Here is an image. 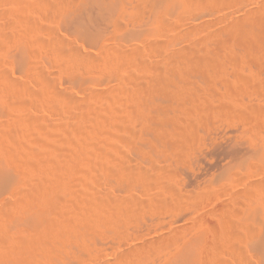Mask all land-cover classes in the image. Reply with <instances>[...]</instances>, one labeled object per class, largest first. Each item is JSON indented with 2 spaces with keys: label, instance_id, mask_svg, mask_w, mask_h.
<instances>
[{
  "label": "rangeland",
  "instance_id": "rangeland-1",
  "mask_svg": "<svg viewBox=\"0 0 264 264\" xmlns=\"http://www.w3.org/2000/svg\"><path fill=\"white\" fill-rule=\"evenodd\" d=\"M24 1L0 0V81L2 82V84L0 82V85L2 86L1 92L4 94L2 96L4 102L0 108V222L7 228L9 227L8 230L10 232L12 230V233L21 229L20 231L25 235L29 234L26 236L24 235L25 240H23V244L20 245L17 243L19 246L15 244L17 247L15 245V247H6V244L1 240L3 245L0 243V264H170L174 254L178 250L185 248L191 241L196 242L195 240H197L198 245L196 243L194 245H196L200 253L198 264H264V255L256 251L254 243V237L257 235L255 229L258 228L257 218L259 215L264 214V14L262 15V13H264V0H251V4L249 1H243L241 3L243 5L239 3V5L236 6L224 4L222 1L217 0L219 4L221 3L220 6L218 4V6L215 7L217 10H206V8H204L202 10L205 19L197 18L193 20L195 26L199 25V36L201 33H204V31L207 32V28H204L203 24L200 25L202 22L199 21H202V19H208L207 21L214 25V32L218 26V29L223 28L226 23V27L231 25L238 26L237 28L234 27L235 30L232 36H226L227 39H229L228 42L231 41L230 44L232 47L227 54L226 52H224V54L223 52L221 53L220 58L222 57L221 63L223 68L220 65L218 68H215L216 73L213 72L212 69L210 70L211 72H208L211 75H215L210 76L209 74L210 78L212 77L211 80L214 78V81H212L214 85L206 84V89L208 85L209 89L211 87L210 91L208 89L207 92H209L208 94L211 96L213 102L207 106H211L209 109L212 108V111L210 112V110H208L209 113L207 110H203L201 115L205 117L207 114V117L204 119L201 118L202 116L200 114H194L193 119L196 120V118H198L197 121H200L198 122V126L196 124H194L196 126L190 124L191 127L188 131L189 126L187 122H184L183 125L186 124V126L184 125L186 128L183 127L184 129L181 134L175 130L177 134L172 130L174 127L170 126V130L173 132V138L178 135V137H182L181 139H185V136L189 135L187 140L185 139L186 144H184V142V146L181 145L184 139L181 140L177 138L181 140V143L179 142L181 147L175 146L176 138H171L173 139L172 142L167 140L165 145L164 143H159L156 149L152 150V152L150 151L149 158L141 156L140 150L144 149L145 145L139 142L137 136L132 132L134 129L135 133V128L137 129V127L140 126L139 121H137L139 120L138 116H129L130 114L135 115L136 109L134 110L133 107L132 109L134 112L131 111L133 113H130L129 110H131L132 104L129 103L127 99V102H123V99L127 98L125 95H129L128 98L132 95L130 94L131 88L129 86L133 89V86H138V83H140L142 79L140 74H138L139 76L135 74V72L137 73L139 71L132 69V66H130L131 59L133 60L135 54L134 52L139 50L138 52L141 55L143 54L146 56L147 54L143 59L149 58L148 60H153L154 58L152 57L153 53L150 46L147 45L148 43L144 42L143 37H134L132 40L127 41L122 38L124 33H114L112 21L116 16L117 9L115 8L114 11L107 6L109 0H73L76 3H73V5H76V7L74 8L72 5L71 9L63 8L64 6L61 5L63 2L62 0H59V2H57L58 0ZM96 1H99V3ZM132 1H134L133 3H138L142 0ZM244 4H246V6H244ZM226 10L228 12H225ZM260 11L262 13H260ZM260 14L262 17H260ZM216 16L218 18H216ZM258 16L262 19H259ZM212 17L219 20H214ZM121 18L126 23L131 22L133 19L132 15L128 13L124 14ZM256 18L259 20H255ZM24 19L26 20L24 21ZM169 19L172 21L175 20L173 23L176 25L174 28L176 30L178 28L181 29V27L185 29L184 25L186 26V23H188L186 20L180 22L178 18L176 19L173 16H169ZM212 19L214 20L213 23L219 22L218 24L220 25L216 23L213 24L211 21ZM220 20L222 21L221 23ZM195 21L198 22V25ZM224 21L226 23H224ZM130 24L131 23H129V25ZM218 29L217 32H220L221 29ZM182 31L178 32L176 35L182 33ZM180 35L176 37L178 41L177 45L179 46L182 45L184 41L181 40L182 34ZM193 37L195 39V35H193ZM60 40L61 43L66 42L64 44L72 48V51L75 50L79 57H88V59L91 58V60L95 61L98 60V65L102 61H105L103 59V53L105 54V52L103 51H107L108 48L110 50L112 49L110 51L111 53L115 51L114 53L117 54L118 52V54H121L119 50L125 51V49L122 47L120 48V46L128 47L131 49V52L126 48L128 50H126L125 53L122 51L124 54L121 55L127 54V56H130V54H132V57L128 59L130 61L127 62V64L126 62H122L123 64L117 63L114 65L116 70L120 68V71H117L118 76L116 73L113 74L114 66L106 63L100 64L101 68L96 66L99 69L105 70H101L103 73L100 72L99 69V72L96 70L95 64H92L94 61L79 59L76 61L73 68H71L70 65L61 64L58 56L52 51L51 45L53 42H58ZM195 40H197V38ZM137 43L144 45V47ZM128 44H131L130 47ZM183 44L186 46V42ZM212 45L214 49L220 48L219 44L213 40L208 44V47L211 46L210 51L213 49ZM132 46H134L133 49L137 46L134 52H132ZM139 46H141V49L143 47V49L140 50ZM117 47L120 49L117 50ZM242 50L243 52H241ZM127 56L126 59L129 57ZM228 57L230 59H228ZM88 59L85 58V60ZM107 65L108 68L109 66L113 68L106 69ZM116 66L119 68L117 69ZM124 66L126 68H124ZM130 70H134L133 74ZM129 73L130 77H128ZM1 74H4V77L6 76L3 81L1 79L3 75ZM115 76L119 78H114ZM134 77L138 78L135 80ZM44 78L49 82L50 86L53 84L51 88L46 85L48 84L47 82L44 85L46 81ZM128 78H131L132 81ZM201 78L202 77H200V80L203 83L204 79ZM123 81L126 84L123 83ZM212 82L211 84H213ZM136 83L137 85H134ZM113 86L114 89L112 88ZM124 86L126 88H124ZM127 88L130 90L128 94L127 92H129V90ZM118 89L120 91L122 90L121 93L119 92V95L118 92L115 93ZM52 91H56L57 93L59 91L60 95L62 94L64 98L59 99L54 97L56 92L53 93ZM44 94L46 96H44ZM49 94L50 96L52 94L54 95L50 97L48 96ZM122 96H125V98H122ZM51 98L54 99L50 100ZM91 100L93 103H91ZM53 102L56 103L53 104ZM126 103L131 104V106L129 105L130 107L127 105L128 109L126 108ZM52 105H55V108ZM111 105L114 108L111 107ZM117 106L118 108L121 106L123 107L122 109L119 108L116 110ZM80 109L84 110L82 111ZM203 112L204 114H202ZM116 115L118 117L120 115V117L118 118ZM198 115L200 119L203 120H200ZM100 116L102 118H100ZM10 117L11 121H9ZM93 119H95L96 122ZM130 120L132 121L130 122ZM125 122L129 124L127 125ZM88 123H91L93 126ZM75 124L78 125L76 126ZM83 127L85 131H83ZM45 130L48 131L46 132ZM187 131L189 132L188 135H184L183 133ZM45 132L47 134H45ZM174 132L176 133L175 136ZM100 141L101 143H98ZM103 145L107 149L103 148ZM138 145H143V147H137ZM110 149L113 150L115 154ZM160 149L162 150L160 151ZM177 150L181 154L177 153ZM42 153L44 154L42 155ZM174 153L177 154V156H175ZM51 155L54 159L49 157ZM112 157L114 158V165H116V161L120 164L116 162L120 168H117L119 173L115 174L117 176L114 175L115 178L108 172V166L106 165L105 167V164H107L109 160L113 161ZM115 157L118 160L115 161ZM51 160L53 162H51ZM54 160H57V162H54ZM149 161H151V163ZM63 163L64 165H62ZM141 166L146 168L145 171H143L145 174L146 171L148 172L146 176L152 181L151 186L150 184L139 182L140 171L144 169ZM140 168L141 170H139ZM89 170L90 174L88 173ZM157 170L160 171V173ZM128 171L130 172L131 179L129 177L122 178L120 176V172L125 174L122 176H128ZM161 172L166 176V178L164 177L166 179L165 181L163 175H161L162 178L159 177V179L161 178L160 180L157 179L158 174H162ZM67 176H69V178ZM120 178L121 182L118 181ZM167 178L169 179L167 180ZM126 183H130L128 187ZM35 184L37 185L34 186ZM146 185H148V187ZM60 189L62 192H60ZM20 190L23 191L20 192ZM162 193L165 199L162 198ZM21 194H23V196ZM131 195L133 197H131ZM42 196H44L46 200ZM176 196L179 198L177 199ZM26 197L28 199H26ZM91 197L94 199V203H97H93V206H95L94 208L92 203H90V207L96 209V212L94 210L93 213V209L91 208L94 217L92 214H87L86 209V211L84 210L85 212L82 211L84 209L83 206L86 207V204H89L90 201L93 202ZM42 198L44 201L41 200ZM47 198H50L48 199L50 201H48ZM51 198L54 200H51ZM125 198H128L130 203L135 202L134 205L135 207L137 206V208L134 212L137 215L134 212L135 215L131 216H127L126 213H123L120 214L119 217L118 214L112 213L115 216L112 215V211L110 212V210H106V212L109 213H106L107 216L105 213V215L97 213L98 209L96 207L100 204H106L105 200L109 203L120 202L119 200L129 203ZM133 198H135L134 201ZM149 199L151 201H149ZM45 201L48 202V205L54 202L55 205L59 206L57 208H60L61 211L59 209H56L57 211L55 210L56 214L54 213V215L56 217L54 216V219H51V217L49 219L46 218L45 222H43L44 227L41 226L43 228L39 226L40 230H33L34 227L26 225L24 219L21 220L22 223H18L20 218L26 216L29 210L40 208L41 203ZM87 201L89 202L85 203ZM38 202L40 204H37ZM153 202L155 204H153ZM54 203L52 205H54ZM45 204L46 203L42 206ZM85 214L90 217L87 218ZM138 215L139 217H137ZM83 216H85L84 220ZM106 218L107 220H111L113 226L109 221L105 220ZM118 219L122 220H119V222L127 223L122 225V228L121 226L116 227L119 226ZM52 220H60L66 227L69 226L72 228L75 233L70 231L67 238H63V240H58L56 237L54 238L53 235L51 236V231L49 230L51 229L50 221ZM115 220L116 222H114ZM92 222H94L93 225L91 224ZM23 223L27 227H25ZM70 223L71 225H69ZM19 224L23 227L21 228ZM23 228H26V230ZM43 230L47 231L49 234L43 232ZM116 231L120 232L118 233ZM23 233L21 236L22 238ZM33 235L35 237H33ZM71 236H76L77 238H72ZM78 238H80L81 242ZM63 241H65V243H63ZM6 255L11 256L7 257ZM22 256L24 259L28 257L27 260L24 261ZM3 257L6 258L4 259ZM30 258L34 260L32 261ZM19 259L24 262L21 263ZM31 261L32 263H30Z\"/></svg>",
  "mask_w": 264,
  "mask_h": 264
},
{
  "label": "bare ground",
  "instance_id": "bare-ground-1",
  "mask_svg": "<svg viewBox=\"0 0 264 264\" xmlns=\"http://www.w3.org/2000/svg\"><path fill=\"white\" fill-rule=\"evenodd\" d=\"M6 1V0H5ZM12 1V0H11ZM24 1V0H23ZM26 1V0H25ZM24 1V2H25ZM63 2H62V6H64L63 8H65V9H71V6L73 5V3L74 4H76L75 3V1H73V0H62ZM91 1V0H90ZM218 1H222L224 4H232V5H239V3L241 4L243 1H251V0H218ZM14 2V1H13ZM36 2V1H35ZM50 2V1H49ZM57 2H59V0L57 1ZM97 3H99V1H96ZM105 2V1H104ZM134 1H132V0H109L108 2H107V6L110 8V9H112V10H114L115 11V8L117 9V13H116V16L113 18V21H112V26H113V31H115L114 33H120V32H122V33H124V36H122V38H123V40L125 39V40H132L134 37H143L144 38V42H146V43H148L147 45H149L150 46V49H151V51H152V53H153V56L152 55H150V54H148V55H150V56H152V57H154L153 58V60H148L149 58V56L147 57L148 59H143V57H146L147 56V54H146V56L145 55H141L138 51H136V52H134L135 51V49L137 48V46L135 47V49H133L134 48V46H132V52H134L135 54H134V56H133V60L131 59V62H130V66H132L131 68L132 69H134V70H137V71H139V72H135V74L137 75V76H139L138 74H140V76L142 77V79H141V82H140V80H139V82L140 83H138V86H133V89H132V87L131 86H129V85H126V86H129L130 88H131V93H130V90H129V92H127V94L128 93H130V94H132V95H130V97L128 98V96L129 95H125V96H127V98H125V96L123 97L122 96V98H125V99H123V102L125 103V102H127V100H128V102L129 103H131L132 104V106H131V104H128V103H126L125 105H126V108H127V105L129 106H131V110H129L130 111V113H133L134 112V110L136 109V112H135V115H129L130 117L131 116H133V117H135V116H138V118H139V120H137V121H139V123H140V126L139 127H137V129L135 128V133H134V129H133V134H135L136 136H137V139H138V141L139 142H142L145 146H144V149H142V150H140L141 151V156L142 157H144V158H149V156H150V151L152 152V150H154V149H156L157 148V145L159 144V143H164V145L166 144L165 142H167V140H170L171 142H172V140L173 139H175L176 138V141H175V143H176V145L175 146H180V141L181 140H183V139H181L180 138V136L178 137V135L175 137V138H173V132L170 130V126H173L174 128L172 129L173 131H175V130H177L178 131V133H182V130L184 129L183 127H185L186 126V124H184L183 125V123L185 122H187V124H188V131H189V128L191 127V125L190 124H193V126H198V122H200V121H197V119L198 118H196V120H194L193 119V115L195 114L196 115V113H198V114H200L201 115V112L204 110H210V112L212 111V108H210L209 109V107H211V106H207V105H210V103L211 102H213L212 100H211V96L208 94L209 92H207V90L209 89L208 88V86L209 85H214V82H212V81H214V78H213V80H211V78H210V76H213V75H211L210 73H208V72H211L210 70L212 69L213 70V72H215L216 73V71H215V68H218L220 65H221V67H222V63H221V58H220V56H221V53L223 52V54H224V52H226V54H227V52H229L230 51V48L232 47L231 46V44H230V42L231 41H229L228 42V40L229 39H227V35H229V36H232V34H233V32H234V30H235V28H237L238 26H236V25H231V26H228V27H226V22L224 21V23H226V24H224V26H223V28H224V30L222 31V29L223 28H220L221 29V31L219 32H217V29L219 28V26L217 27V29H216V31L214 32V30H213V28H214V25H212V24H210L207 20L208 19H206V20H203V19H205L204 17V13H203V10L202 9H204V8H206V10H210V9H212L213 11L216 9L215 7H217L218 6V4H219V2H217V0H142L141 2H138V3H133ZM254 2V1H253ZM5 3H7V2H5ZM21 3V2H20ZM51 3V2H50ZM55 3V2H54ZM61 3V2H60ZM84 3V2H83ZM87 3V2H86ZM245 3V2H244ZM15 4V3H14ZM19 4V3H18ZM17 4V5H18ZM80 4V3H79ZM85 4V3H84ZM89 4V3H88ZM105 4V3H104ZM221 4V3H220ZM220 4H219V6H220ZM223 4V5H224ZM247 5H249L248 3H246ZM246 4H244V6H246ZM250 4H251V2H250ZM27 5V4H26ZM48 5H49V3H48ZM51 5V4H50ZM52 5H53V3H52ZM51 5V6H52ZM56 5V4H55ZM55 5H54V7H55ZM223 5H221V6H223ZM241 5H243V4H241ZM240 5V6H241ZM20 6V5H19ZM25 6V5H24ZM32 6H34V5H32ZM74 6V8L76 7V5H73ZM227 6V5H226ZM18 7V6H17ZM120 7V8H119ZM21 8V7H20ZM39 8V7H38ZM221 8V7H220ZM15 9V8H14ZM18 9V8H17ZM43 9V8H42ZM73 9V8H72ZM259 9V8H258ZM26 10V9H25ZM28 10V9H27ZM32 10V9H31ZM30 10V11H31ZM34 10V9H33ZM58 10V9H57ZM60 10V9H59ZM81 10H82V8H81ZM80 10V11H81ZM217 10V9H216ZM262 10V9H261ZM29 11V12H30ZM63 11V10H62ZM68 11V10H67ZM258 11V10H257ZM12 12V11H11ZM64 12V11H63ZM225 12H228L227 10L225 11ZM224 12V13H225ZM231 12V11H230ZM243 12V11H242ZM259 12V11H258ZM22 13V12H21ZM34 13V12H33ZM33 13H31V14H33ZM38 13V12H37ZM59 13H61V12H59ZM130 14V15H132V21L131 22H124L123 21V19L121 18L124 14ZM260 13H262L261 11H260ZM24 14H25V12H24ZM29 14V13H28ZM62 14V13H61ZM255 14V13H254ZM253 14V15H254ZM264 13H262V15H263ZM35 15V14H34ZM67 15V14H66ZM230 15V14H229ZM247 15V14H246ZM259 15V14H258ZM261 15V14H260ZM262 15L260 16V17H262ZM169 16H173V17H175L176 19L178 18V20H180V22L181 21H183V20H186V21H188V23H186V26L184 25V27H185V29L184 28H182L181 27V29L180 28H178L177 30L176 29H174L175 28V23H173V22H175V20L174 21H172L171 19H169ZM224 16V15H223ZM225 16H227V15H225ZM248 16V15H247ZM10 17V16H9ZM9 17H7V18H9ZM220 17V16H219ZM231 17V16H230ZM253 17V16H252ZM259 17V16H258ZM259 17V19H262V18H260ZM35 18V17H34ZM197 18H203L202 19V21H199V22H202L200 25H202L203 24V27L204 28H207L206 30H207V32L206 31H204V33H201V35L199 36L198 34V32L200 31V28H199V25L197 24L198 22H196V24L198 25V26H195L194 24V21L193 20H196ZM209 18V17H208ZM213 18V17H212ZM216 18H218L217 16H216ZM221 18L223 19V17H222V15H221ZM255 18V17H254ZM16 19V18H15ZM31 19V18H30ZM214 19V18H213ZM211 20L212 21V23H213V21L214 20H217V19H214V20ZM221 19V20H222ZM225 19V18H224ZM231 19V18H230ZM233 19V18H232ZM253 19V18H252ZM259 19H255V20H259ZM17 20V19H16ZM26 19H24V21H25ZM201 20V19H200ZM219 20V19H218ZM217 20V21H218ZM220 20V23L222 22ZM226 20V19H225ZM238 20V19H237ZM10 21H11V19H10ZM31 21H32V19H31ZM203 21H204V23H203ZM210 21V22H211ZM231 21V20H230ZM234 21H236V20H234ZM251 21V20H250ZM264 21V20H263ZM6 22V21H5ZM177 22V21H176ZM180 22H178V23H180ZM228 22H229V20H228ZM237 22V21H236ZM3 23V22H2ZM129 23H131L130 25H129ZM183 23V22H182ZM181 23V24H182ZM216 23V22H215ZM215 23H213V24H215ZM219 23V22H218ZM218 23H216V24H218ZM177 24V23H176ZM180 24V25H181ZM183 24H185V23H183ZM241 24V23H240ZM239 24V25H240ZM257 24V23H256ZM264 24V23H263ZM15 25H16V22H15ZM129 25V26H128ZM178 25V24H177ZM194 25V26H193ZM218 25H220V24H218ZM181 26H183V25H181ZM241 26V25H240ZM14 27V26H13ZM178 27H179V25H178ZM221 27V26H220ZM235 27V28H234ZM25 28V27H24ZM215 28H216V26H215ZM51 29V28H50ZM172 29H174V30H172ZM180 29V30H179ZM220 29H218V30H220ZM249 29V28H248ZM18 30V29H17ZM22 30V29H21ZM49 30V29H48ZM179 30V31H178ZM182 30H184V31H182ZM244 30V29H243ZM182 31V33H180V34H182V37H181V40L183 41V43H185L186 42V46H184V44L182 43V45H183V47H182V45H177V43H178V41L176 40V37L178 36V35H180V34H178V35H176L178 32H181ZM17 34V33H16ZM231 34V35H230ZM193 35H195V39L197 38V40H195L194 39V37H193ZM181 36V35H180ZM229 36H228V38H229ZM7 37V36H6ZM226 37V38H225ZM8 38H9V36H8ZM179 39H180V37H179ZM59 40V39H58ZM152 40V41H151ZM216 41L217 42V44H219V49H214L213 47V45H212V51H210L211 50V46H209L208 47V44H209V42H211V41ZM54 41V40H53ZM64 41V40H63ZM151 41V42H150ZM50 42V41H49ZM141 42V41H140ZM219 42V43H218ZM50 43H52V42H50ZM64 43H66V42H64ZM63 42L61 43V40L60 41H58V42H53V44L51 45L52 46V51L58 56V58H59V60H60V63L61 64H63V65H65V64H67V65H70V67L71 68H73V66L76 64V61L77 60H79V59H81V60H84V61H94V63H92V64H95V67L96 66H98L99 68H101V65L100 64H102V63H106V64H111V66H114V65H116L117 63H122V62H126V64H127V62H129L130 60H128L129 58H131L132 57V54H130V52H131V49L130 48H128V47H123V46H120V48L122 47V48H124L125 49V51L126 50H128L129 49V54H130V56L128 57L127 56V54H125L128 58L126 59V56L125 55H121V54H124L125 53V51L124 50H122V51H124V53H122V51H121V49L120 48H118L117 47V50L118 49H120L119 50V53L121 52V54H118V52H117V54L116 53H114L113 51V53H111L110 51L112 50H110L108 47V49H107V51L106 50H104L103 52H105V54L103 53V55H104V57H103V59L105 60V61H102L99 65L97 64V61H95V60H91V58L90 59H88V57H85V58H87L88 60H85V58H82V57H79L78 55H77V53H76V51L75 50H71L72 48H69L66 44H64ZM136 43V42H135ZM181 43V42H180ZM213 43V42H212ZM3 44H5V43H3ZM120 44V43H119ZM138 45H141V44H139V43H137ZM126 45V44H125ZM131 45V44H130ZM130 45L128 44V46L130 47ZM216 45V44H215ZM118 46V45H117ZM141 46H143L144 47V45H141ZM141 46H139V48L141 47ZM2 47H3V45H2ZM1 47V48H2ZM104 47V46H103ZM143 47H142V49H143ZM148 47V46H147ZM216 47V46H215ZM105 48V47H104ZM126 48H128V49H126ZM74 49V48H73ZM116 49V48H115ZM114 49V50H115ZM141 48H140V50H142ZM146 49V48H145ZM235 49V48H234ZM148 50V49H147ZM232 51V50H231ZM3 52V51H2ZM111 54H110V53ZM138 52V53H137ZM241 52H243V50L241 51ZM109 53V54H108ZM142 53V52H141ZM142 56H140V55ZM222 54V55H223ZM238 54H239V52H238ZM109 55H111V56H109ZM232 55V54H231ZM237 55V54H236ZM99 56V55H98ZM125 56V57H124ZM97 57V56H96ZM227 57V56H226ZM100 58H102V57H100ZM99 58V59H100ZM225 58V57H224ZM236 58V57H235ZM1 59V58H0ZM57 59V58H56ZM93 59V58H92ZM97 59H98V57H97ZM228 59H230L229 57H228ZM223 60V59H222ZM224 61V60H223ZM222 61V62H223ZM96 62V63H95ZM99 62V61H98ZM229 62V61H228ZM123 64V63H122ZM129 64V63H128ZM108 65H107V68L106 69H112L110 66H109V68H108ZM125 65V64H124ZM123 66V65H122ZM129 66V67H130ZM68 67V66H67ZM69 67V68H70ZM98 67H96L95 69L96 70H98L99 68ZM103 67V66H102ZM103 67V68H104ZM117 67V69L119 68L118 66H116ZM220 67V68H221ZM228 67V66H227ZM68 68V69H69ZM124 68H126L125 66H124ZM223 68V67H222ZM233 68V67H232ZM100 70V72H102V71H105V70H102V69H99ZM99 70H98V72H99ZM102 70V71H101ZM124 70V69H123ZM133 70V71H134ZM217 70H219V69H217ZM2 71V70H1ZM70 71H71V69H70ZM107 71H109V70H107ZM116 71V72H115ZM117 71L119 72L120 71V68H119V70H116L115 69V66H114V73L113 74H115L116 73V75H117ZM131 72H132V74H133V71L132 70H130ZM5 72V71H4ZM110 72V71H109ZM223 72V71H222ZM2 73V72H1ZM72 73V72H71ZM103 73V72H102ZM102 73H101V75H102ZM105 73V72H104ZM107 73V72H106ZM112 73H111V75H112ZM120 73H122V72H120ZM84 74V73H83ZM110 74V73H109ZM134 74V75H135ZM209 74H210V76H209ZM1 75H3V77L1 78L2 79V81L3 80H5V77H4V74H1ZM110 75V76H111ZM114 76V75H113ZM118 76V75H117ZM117 76H115L114 78H116ZM120 76V75H119ZM124 76H127V75H124ZM124 76H123V78H124ZM215 76V75H214ZM128 77H130V73H129V76ZM200 77H202L204 80H203V83H202V81L200 80ZM71 78V77H70ZM113 78V77H112ZM117 78H119V77H117ZM131 78H132V76H131ZM129 79V80H131L132 81V79ZM136 78H138V77H136ZM136 78L134 77V79L136 80ZM201 78V79H202ZM42 79V78H41ZM45 79V78H44ZM121 79V78H120ZM262 79V78H261ZM46 80V79H45ZM49 80V79H48ZM121 80H123V79H121ZM127 80V79H126ZM128 80V81H129ZM42 81V80H41ZM127 81V82H128ZM131 81H129V82H131ZM1 82V81H0ZM46 82H47V80L45 81V83H44V85L46 84ZM72 82V81H71ZM74 82V81H73ZM121 82V81H120ZM128 82V83H129ZM209 82V83H208ZM211 82L213 83V84H211ZM48 84H46L48 87L50 86L49 85V82H47ZM55 83V82H54ZM77 83V82H76ZM75 83V84H76ZM123 83H125L124 81H123ZM132 83V82H131ZM263 83V82H262ZM262 83H261V85H262ZM1 84H2V82H1ZM50 84H51V82H50ZM72 84V83H71ZM102 84V83H101ZM126 84V83H125ZM130 84V83H129ZM206 84H209L208 86H207V89H206ZM53 85V84H52ZM51 85V86H52ZM83 85V84H82ZM131 85H133V84H131ZM134 85H137V83L136 84H134ZM7 86H8V84H7ZM47 86H45V87H47ZM51 86L49 87V88H51ZM55 86V85H54ZM109 86V85H108ZM1 85H0V89H1ZM134 87H136V88H134ZM8 88V87H7ZM91 88V87H90ZM89 88V89H90ZM104 88V87H103ZM113 89H114V86L112 87ZM124 88H126L125 86H124ZM210 89H211V87H210ZM210 89H209V91H210ZM22 90V89H21ZM25 90V89H24ZM40 90V89H39ZM43 90V89H42ZM50 90V89H49ZM78 90H79V88H78ZM92 90V89H91ZM111 90V89H110ZM133 90V91H132ZM2 89L0 90V108L2 107V105H3V98H2V96L4 95L2 92ZM51 91V90H50ZM75 91V90H74ZM122 91V90H121ZM121 91L118 89V91H116L115 93H117L118 92V95H119V92L121 93ZM124 91V90H123ZM4 92V91H3ZM39 92V91H38ZM53 92V91H52ZM56 92V91H55ZM55 92H53V93H55ZM76 92V91H75ZM20 93V92H19ZM23 93V92H22ZM30 93V92H29ZM123 93V92H122ZM211 93H212V91H211ZM34 94V93H33ZM40 94V93H39ZM223 94V93H222ZM25 95V94H24ZM52 95H54V94H52ZM52 95L50 96V94L48 95V96H50V97H52ZM114 95V94H113ZM223 95H225V94H223ZM222 95V96H223ZM44 96H46L45 94H44ZM109 96V95H108ZM221 96V97H222ZM54 97H56V98H59V99H63L64 97H63V95L61 94L60 95V93H59V91H58V93L56 92V94H55V96ZM93 97H95V96H93ZM120 97V96H119ZM220 97V96H219ZM23 98V97H22ZM49 98V97H48ZM47 98V99H48ZM55 98V99H56ZM77 98V97H76ZM75 98V99H76ZM96 98V97H95ZM118 98V97H117ZM121 98V99H122ZM214 98V97H213ZM238 98H239V96H238ZM52 99H54V98H51L50 100H52ZM59 99H58V102H59ZM81 99V98H80ZM114 99V98H113ZM127 99V100H126ZM129 99H130V101H129ZM21 100V99H20ZM66 100V99H65ZM92 100H93V98H92ZM92 100H91V103H93L92 102ZM119 100V99H118ZM125 100V101H124ZM54 101H56V100H54ZM62 101V100H61ZM90 101V100H89ZM115 101V100H114ZM63 102V101H62ZM74 102V101H73ZM106 102V101H105ZM122 102V101H121ZM120 102V103H121ZM218 102V101H217ZM21 103V102H20ZM54 103H56V102H53V104ZM95 103V102H94ZM116 103V102H115ZM124 103H122V104H124ZM10 104V103H9ZM96 104V103H95ZM100 104V103H99ZM105 104V103H104ZM112 104V103H111ZM117 104H119V103H117ZM116 104V105H117ZM121 104V105H122ZM11 105V104H10ZM98 105V104H97ZM106 105V104H105ZM115 105V106H116ZM212 105V104H211ZM12 106H13V104H12ZM19 106V105H18ZM24 106V105H23ZM22 106V107H23ZM54 108H55V105H52ZM66 106V105H65ZM65 106H64V108H65ZM67 106H68V104H67ZM70 106V105H69ZM72 106V105H71ZM79 106V105H78ZM104 106V105H103ZM129 106V107H130ZM8 107V106H7ZM74 107V106H73ZM105 107V106H104ZM110 107V106H109ZM111 107H113L112 105H111ZM122 107L123 106H121V107H119V108H121L122 109ZM134 107V108H133ZM208 107V108H207ZM5 108V107H4ZM20 108V107H19ZM53 108V109H54ZM58 108V107H57ZM70 108V107H69ZM81 108V107H80ZM90 108H91V106H90ZM89 108V109H90ZM99 108V107H98ZM98 108H96V109H98ZM100 108H102V107H100ZM114 108V107H113ZM118 108V106H117V109L116 110H118L119 109ZM134 110H133V109ZM207 108V109H206ZM27 109V108H26ZM25 109V110H26ZM68 109V108H67ZM79 109V108H78ZM88 109V110H89ZM121 109H120V111H121ZM124 109H125V107H124ZM128 109V108H127ZM126 109V110H127ZM9 110V109H8ZM14 110V109H13ZM62 110H63V108H62ZM65 110V109H64ZM80 110H82V109H80ZM84 110V109H83ZM82 110V111H83ZM94 110V109H93ZM92 110V111H93ZM101 110V109H100ZM104 110H105V108H104ZM112 110V109H111ZM67 111V110H66ZM76 111V110H75ZM85 111H86V109H85ZM94 111H96V110H94ZM98 111V110H97ZM107 111V110H106ZM113 111V110H112ZM131 111H133V112H131ZM206 111V112H207ZM80 112V111H79ZM209 112V111H208ZM209 112V113H210ZM23 113V112H22ZM25 113V112H24ZM74 113V112H73ZM85 113V112H84ZM89 113V112H88ZM114 113V112H113ZM123 113V112H122ZM4 114V113H3ZM8 114V113H7ZM66 114V113H65ZM67 114H69V113H67ZM97 114V113H96ZM98 114H99V112H98ZM103 114V113H102ZM107 114V113H106ZM111 114V113H110ZM117 114H118V112H117ZM137 114V115H136ZM202 114H204V112L202 113ZM24 115V114H23ZM104 115V114H103ZM115 115V114H114ZM120 115H121V112H120ZM120 115H119V117H120ZM127 115V114H126ZM4 116H5V114H4ZM11 116V115H10ZM25 116V115H24ZM27 116V115H26ZM29 116V115H28ZM72 116V115H71ZM117 116V115H116ZM202 117L201 118H205V117H207V114H206V116L204 117V115H201ZM8 117V116H7ZM32 117V116H31ZM118 117V116H117ZM118 117V118H119ZM198 117H199V115H198ZM26 118V117H25ZM75 118V117H74ZM73 118V119H74ZM93 118V117H92ZM98 118V117H97ZM100 118H102L101 116H100ZM108 118V117H107ZM117 118V119H118ZM13 119V118H12ZM36 119V118H35ZM85 119V118H84ZM88 119H89V117H88ZM121 119V118H120ZM135 119V118H134ZM136 119H137V117H136ZM199 119H200V117H199ZM203 119H200V120H203ZM6 120V119H5ZM27 120V119H26ZM94 121H95V119H93ZM97 120H100V119H97ZM124 120V119H123ZM9 121H11V117H10V120ZM13 121V120H12ZM22 121H23V118H22ZM38 121V120H37ZM78 121V120H77ZM76 121V122H77ZM81 121V120H80ZM88 121V120H87ZM109 121V120H108ZM115 121V120H114ZM132 120H130V122H131ZM136 121V120H135ZM195 121V122H194ZM3 122V121H2ZM96 122V121H95ZM104 122H106V121H104ZM124 122V121H123ZM197 122V123H196ZM6 123V122H5ZM12 123V122H11ZM19 123H20V121H19ZM23 123V122H22ZM85 123V122H84ZM116 123V122H115ZM118 123V122H117ZM125 123H127V122H125ZM138 123V124H139ZM1 124V123H0ZM3 124V123H2ZM7 124H8V121H7ZM36 124V123H35ZM88 124H91V123H88ZM95 124V123H94ZM98 124V123H97ZM113 124V123H112ZM129 123H127V125H128ZM131 124V123H130ZM135 124V123H134ZM194 124H196V125H194ZM10 125V124H9ZM29 125V124H28ZM76 125V124H75ZM78 125V124H77ZM76 125V126H77ZM92 125V124H91ZM90 125V126H91ZM15 126V125H14ZM31 126V125H30ZM36 126V125H35ZM87 126V125H86ZM93 126V125H92ZM132 126V125H131ZM3 127V126H2ZM75 127V126H74ZM11 128H13V127H11ZM96 128V127H95ZM94 128V129H95ZM176 128V129H175ZM186 128V127H185ZM192 128H194V127H192ZM7 129H8V127H7ZM38 129V128H37ZM77 129H79V128H77ZM198 129V128H197ZM16 130V129H15ZM33 130V129H32ZM75 130V129H74ZM90 130V129H89ZM186 130V129H185ZM194 130V129H193ZM2 131V130H1ZM11 131V130H10ZM9 131V132H10ZM44 131V130H43ZM46 131V130H45ZM48 131V130H47ZM46 131V132H47ZM49 131H51V130H49ZM82 131V130H81ZM81 131H80V133H81ZM83 131H85L84 130V127H83ZM97 131V130H96ZM185 132V133H183L184 135L186 134V135H188V133L189 132ZM45 132V134H47ZM77 132H78V130H77ZM129 132H130V130H129ZM176 132V131H175ZM174 132V136H175V134L177 133H175ZM184 132V131H183ZM191 132V131H190ZM37 133V132H36ZM83 133V132H82ZM100 133V132H99ZM98 133V134H99ZM102 133V132H101ZM131 133V132H130ZM177 133V134H178ZM192 133H194V132H192ZM49 134V133H48ZM52 134H53V132H52ZM51 134V135H52ZM78 134H79V132H78ZM91 134V133H90ZM132 134V135H133ZM4 135V134H3ZM80 135V134H79ZM8 136H9V134H8ZM49 136V135H48ZM55 136V135H54ZM100 136V135H99ZM131 136V135H130ZM195 136V135H194ZM51 137H53V136H51ZM85 137V136H84ZM133 137H134V135H133ZM186 138V140H187V138L189 137V135L188 136H185ZM46 138V137H45ZM49 138H50V136H49ZM135 138V137H134ZM171 138H173V139H171ZM177 138H180V139H177ZM191 138V137H190ZM194 138V137H193ZM44 139V138H43ZM55 139V138H54ZM88 139V138H87ZM87 139H86V141H87ZM132 139V138H131ZM136 139V140H137ZM185 139L183 140V142L181 143V145H183L184 146V144H186V141H185ZM5 140V139H4ZM82 140V139H81ZM48 141V140H47ZM90 142V141H89ZM134 142H135V140H134ZM180 142V143H179ZM185 142V143H184ZM3 143V142H2ZM52 143V142H51ZM88 143V142H87ZM97 143V142H96ZM98 143H101V141L100 142H98ZM138 143V142H137ZM184 143V144H183ZM50 144V143H49ZM104 144H105V142H104ZM136 144V143H135ZM135 144H134V146H135ZM169 144V143H168ZM174 144V143H173ZM189 144V143H188ZM188 144H187V146H188ZM80 145H82V144H80ZM84 145V144H83ZM100 145V144H99ZM171 145V144H170ZM52 146V145H51ZM79 146V145H78ZM140 145H138L137 147H139ZM167 146V145H166ZM82 147V146H81ZM80 147V148H81ZM103 148H106V147H104V145L102 146ZM101 147V148H102ZM141 148L143 147V145L142 146H140ZM171 147V146H170ZM181 147V146H180ZM52 148V147H51ZM54 148V147H53ZM56 148V147H55ZM79 148V147H78ZM82 148H84V147H82ZM109 148V147H108ZM177 148H179V147H177ZM185 148V147H184ZM190 148V147H189ZM57 149V148H56ZM107 149V148H106ZM136 149V148H135ZM180 149V148H179ZM182 149V148H181ZM91 150V149H90ZM101 150V149H100ZM111 150V149H110ZM162 149H160V151H161ZM183 150V149H182ZM42 151V150H41ZM43 151H46V150H43ZM54 151V150H53ZM57 151H58V149H57ZM76 151V150H75ZM86 151V150H85ZM102 151V150H101ZM109 151V150H108ZM111 151H113V150H111ZM178 151V150H177ZM48 152V151H47ZM82 152V151H81ZM114 152V151H113ZM186 152V151H185ZM50 153H51V151H50ZM61 153V152H60ZM59 153V154H60ZM67 153V152H66ZM139 153V152H138ZM173 153V152H172ZM177 153H179V154H181L179 151L177 152ZM183 153V152H182ZM44 153H42V155H43ZM45 154H47V153H45ZM104 154V153H103ZM109 154H111V153H109ZM113 154V153H112ZM114 154H115V152H114ZM140 154V153H139ZM178 154V155H179ZM41 155V156H42ZM53 155V154H52ZM52 155L51 156H49V157H52ZM74 155V154H73ZM93 155V154H92ZM101 155V154H100ZM174 155L175 156H177V154H175L174 153ZM55 156V155H54ZM65 156H66V154H65ZM95 156V155H94ZM104 156V155H103ZM115 156V155H114ZM180 156V155H179ZM44 157V156H43ZM75 157V156H74ZM122 157V156H121ZM152 157V156H151ZM184 157V156H183ZM183 157H181V158H183ZM46 158H48V157H46ZM53 158V157H52ZM51 158V159H52ZM56 158V157H55ZM59 158H62V157H59ZM73 158V157H72ZM104 158H105V156H104ZM113 158V157H112ZM123 158H124V156H123ZM156 158V157H155ZM180 158V159H181ZM32 159V158H31ZM43 159V158H42ZM54 159V158H53ZM52 159V160H53ZM64 159V158H63ZM126 159V158H125ZM45 160V159H44ZM51 160V162H53ZM65 160V159H64ZM71 160V159H70ZM107 160H108V158H107ZM116 160H118V159H116V157H115V161ZM140 160V159H139ZM146 160H148V159H146ZM177 160V159H176ZM46 161V160H45ZM45 161H44V163H45ZM47 161H48V159H47ZM57 162V160H54V162ZM85 161V160H84ZM86 161H88V160H86ZM94 161V160H93ZM154 161V160H153ZM178 161V160H177ZM180 161V160H179ZM31 162H33V161H31ZM50 162V161H49ZM48 162V163H49ZM70 162V161H69ZM107 162V161H106ZM114 158H113V161L112 160H109V162H107V164H105V162H104V164H105V167H106V165L108 166V172L109 173H111L110 175H115L116 173H119V171L117 170V168H120L119 166H118V161H116L115 162V164L117 165H114ZM150 163H151V161H149ZM168 162V161H167ZM172 162V161H171ZM48 163H47V165H48ZM80 163V162H79ZM101 163V162H100ZM177 163V162H176ZM34 164V163H33ZM103 164V165H104ZM123 164V163H122ZM57 165H58V163H57ZM62 165H64V163L62 164ZM91 165H92V167H93V164L91 163ZM112 165V166H111ZM120 165V164H119ZM130 165V164H129ZM135 165V164H134ZM150 165V164H149ZM30 166V165H29ZM45 166V165H44ZM52 166V165H51ZM55 166V165H54ZM110 166H111V168H110ZM136 166V165H135ZM143 166V165H142ZM141 166V167H142ZM156 166H157V164H156ZM28 167V166H27ZM49 167V166H48ZM72 167V166H71ZM77 167V166H76ZM140 167V166H139ZM175 167V166H174ZM29 168V167H28ZM46 168V167H45ZM61 168V167H60ZM124 168H126V167H124ZM124 168H122V169H124ZM142 168H144V167H142ZM153 168V167H152ZM158 168H159V166H158ZM171 168V167H170ZM76 169V168H75ZM91 169V168H90ZM94 169V168H93ZM145 169L146 168H144V169H142V171H140V177H139V182H141V183H144V184H150V186L152 185L151 183H152V181L146 176L147 175V171H146V174H145ZM47 170V169H46ZM48 170H50V169H48ZM87 170V169H86ZM121 170V169H120ZM133 170V169H132ZM139 170H141V168L139 169ZM144 170V171H143ZM149 170V169H148ZM155 170V169H154ZM160 170V169H159ZM60 171V170H59ZM75 171V170H74ZM78 171V170H77ZM130 171V170H129ZM128 171V172H129ZM137 171V170H136ZM158 171V170H157ZM122 172H125V171H122ZM127 172V173H128ZM133 172H134V170H133ZM139 172V171H138ZM151 172V171H150ZM159 173H160V171H158ZM47 173V172H46ZM64 173V172H63ZM88 173L90 174V170L88 171ZM126 173V172H125ZM132 173V172H131ZM162 174H158V177H157V179L158 180H160L161 178H162V176L161 175H163V172H161ZM170 173V172H169ZM54 174V173H53ZM60 174H61V172H60ZM121 174V175H120ZM120 176L122 177V178H130V172L128 173V176L126 175V177H124V176H122V175H125V174H122L121 172H120ZM139 174V173H138ZM164 174H166V173H164ZM50 175V174H49ZM58 175V174H57ZM62 175V174H61ZM109 175V174H108ZM119 175H118V178H119ZM132 175V174H131ZM149 175V174H148ZM160 175V176H159ZM70 176V175H69ZM69 176H67L68 178H69ZM115 176H117V175H115ZM115 176H114V178H115ZM137 176V175H136ZM135 176V177H136ZM155 176H157V175H155ZM171 176V175H170ZM62 177V176H61ZM84 177V176H83ZM133 177V176H132ZM159 177H161L160 179H159ZM166 178V176L165 175H163V178ZM34 178V177H33ZM36 178V177H35ZM38 178H40V177H38ZM81 178V177H80ZM164 178V181L166 180ZM41 179V178H40ZM76 179V178H75ZM83 179V178H82ZM81 179V180H82ZM131 179V178H130ZM136 179V178H135ZM153 179V178H152ZM156 179V180H157ZM169 178H167V180H168ZM171 179V178H170ZM175 179V178H174ZM39 180V179H38ZM65 180H67V179H65ZM121 180V178L118 180L119 182H121L120 181ZM172 180V179H171ZM77 181V180H76ZM75 181V182H76ZM112 181V180H111ZM135 181V180H134ZM155 181V180H154ZM163 181V182H164ZM28 182H29V180H28ZM70 182H71V180H70ZM69 182V183H70ZM115 182H117V181H115ZM123 182V181H122ZM131 182H133V181H131ZM138 182V183H139ZM156 182V181H155ZM158 182V181H157ZM160 182H162V181H160ZM27 183V182H26ZM32 183V182H31ZM40 183H41V181H40ZM73 183V182H72ZM133 183H135V182H133ZM137 183V182H136ZM165 183V182H164ZM30 184V183H29ZM64 184V183H63ZM80 184V183H79ZM118 184H120V183H118ZM127 184V187H128V184H130V183H126ZM153 184H154V182H153ZM161 184H163V183H161ZM166 184H167V181H166ZM170 184V183H169ZM20 185V184H19ZM37 184H35L34 186H36ZM76 185V184H75ZM123 185L125 186V184L123 183ZM122 185V186H123ZM131 185H133V184H131ZM143 185V184H142ZM148 185H146L147 187H148ZM141 186V185H140ZM159 186H161V185H159ZM21 187V186H20ZM23 187V186H22ZM29 187V186H28ZM38 187V186H37ZM62 187V186H61ZM121 187V186H120ZM134 187V186H133ZM177 187V186H176ZM67 188V187H66ZM70 188V187H69ZM124 188V187H123ZM157 188V187H156ZM21 189V188H20ZM25 189V188H24ZM75 189V188H74ZM146 189V188H145ZM42 190V189H41ZM41 190H40V192H41ZM61 190V189H60ZM59 190V191H60ZM122 190V189H121ZM125 190H126V188H125ZM23 191V190H22ZM21 190H20V192H22ZM33 191V190H32ZM75 191H77V190H75ZM129 191V190H128ZM130 191H131V189H130ZM147 191H148V189H147ZM153 191H154V189H153ZM176 191V190H175ZM15 192V191H14ZM29 192V191H28ZM35 192V191H34ZM60 192H62V190L60 191ZM67 192V191H66ZM145 192V191H144ZM152 192V191H151ZM27 193V192H26ZM76 193V192H75ZM132 193H133V191H132ZM131 193V194H132ZM147 193V192H146ZM166 193V192H165ZM33 194V193H32ZM72 194V193H71ZM70 194V195H71ZM91 194H92V192H91ZM90 194V195H91ZM100 194H101V192H100ZM157 194V193H156ZM19 195H20V193H19ZM22 196H23V194H21ZM39 195V194H38ZM37 195V196H38ZM63 195V194H62ZM130 195V194H129ZM132 195H134V194H132ZM131 195V197H133ZM162 195H163V193H162ZM177 195V194H176ZM15 196V195H14ZM34 196V195H33ZM50 196H53V195H50ZM73 196V195H72ZM93 196H95V195H93ZM128 196V195H127ZM134 196H137V195H134ZM31 197V196H30ZM42 197H44V196H42ZM57 197V196H56ZM56 197H54V198H56ZM68 197H70V196H68ZM90 197V196H89ZM98 197H99V195H98ZM147 197V196H146ZM151 197V196H150ZM160 197V196H159ZM159 197H157V198H159ZM174 197V196H173ZM177 197V196H176ZM20 198V197H19ZM18 198V199H19ZM38 198V197H37ZM45 198V197H44ZM75 198V197H74ZM92 198V197H91ZM103 198V197H102ZM109 198V197H108ZM153 198V197H152ZM154 198H156V197H154ZM161 198V197H160ZM163 199H165L164 198V195H163V197H162ZM161 198V199H162ZM179 197H177V199H178ZM26 199H28L27 197H26ZM26 199H25V201H26ZM40 199V198H39ZM48 199H50V198H47V200ZM56 199H58V198H56ZM88 199V198H87ZM93 199V198H92ZM91 199V200H92ZM95 199H97V198H95ZM107 199V198H106ZM126 199V198H125ZM134 199L135 198H133V201H134ZM148 199V198H147ZM146 199V200H147ZM169 199H171V198H169ZM14 200V199H13ZM41 200H43L44 201V199L42 198ZM41 200H40V202H41ZM45 200H46V198H45ZM51 200H54V199H52L51 198ZM89 200V199H88ZM111 200V199H110ZM117 200H119V199H117ZM124 200V199H123ZM128 200V198L126 199V201ZM158 200H160V199H158ZM180 200V199H179ZM16 201V200H15ZM29 201V200H28ZM35 201V200H34ZM36 201H37V199H36ZM35 201V202H36ZM48 201H50V200H48ZM90 201V200H89ZM89 201H87V202H85V203H88ZM93 202H89V204H86L87 206V208L85 207V206H83V210L82 211H84L85 209L87 210H85L86 212H87V214L89 213V215H91L92 214V210H91V208L92 207H90V203H92V206L94 205V204H97L96 202L94 203V199L92 200ZM113 201V200H112ZM120 202H116V203H109L108 201H106L105 200V203L106 204H98V205H96V206H98V207H96L97 209H98V214H100V213H102V214H109L108 212H106V210L108 211V210H110V212H111V214L112 213H114V214H118L119 215V217H120V214H123V213H126L127 214V216H131V215H135L136 213L134 212L135 211V209L137 208V206L135 207V202L133 203V202H129L130 200H128V202L129 203H127V202H122L121 200H119ZM142 201V200H141ZM148 201V200H147ZM149 201H151L150 199H149ZM153 201H154V199H153ZM167 201V200H166ZM172 201V200H171ZM178 201V200H177ZM3 202V201H2ZM52 202V201H51ZM50 202V203H51ZM56 202H59V201H56ZM74 202V201H73ZM84 202V201H83ZM82 202V203H83ZM108 202V203H107ZM143 202V201H142ZM5 203V202H4ZM30 203V202H29ZM44 203H46L44 206H42ZM44 203H41V206H40V208H37V209H34V210H32L31 209V211L29 210L28 211V213H27V215L26 216H24V217H21L20 218V221H18V220H16V221H18V223L19 222H21L22 223V219H24V223L26 224V225H29L30 227H34L33 228V230H40V227L41 226H43V222H45V220H46V218L47 219H49L50 217H51V219H54L53 217L55 216L54 215V213H55V210L56 209H59L60 211H61V209L60 208H57V207H59V206H57V205H55V203L54 202H52L50 205H48L47 203L48 202H44ZM54 203V205H52ZM77 203V202H76ZM84 203V204H85ZM94 203V204H93ZM102 203V202H101ZM137 203V202H136ZM7 204V203H6ZM20 204V203H19ZM25 204V203H24ZM31 204V203H30ZM37 204H40L39 202L37 203ZM61 204V203H60ZM153 204H155L154 202H153ZM70 205V204H69ZM88 205H89V208H88ZM3 206V205H2ZM24 206V205H23ZM28 206H29V204H28ZM31 206V205H30ZM35 206H36V203H35ZM56 207V208H55ZM62 207V206H61ZM95 206H93V208H94ZM148 207V206H147ZM34 208H36V207H34ZM65 208V207H64ZM92 208V209H93ZM4 209V208H3ZM12 209V208H11ZM140 209V208H139ZM142 209V208H141ZM4 210H7V209H4ZM16 210V209H15ZM26 210V209H25ZM58 210V212L60 213V211ZM77 210V209H76ZM94 210H95V212H96V209H93V213H94ZM8 211V210H7ZM57 211V210H56ZM66 211V210H65ZM84 211V212H85ZM90 211V212H89ZM100 211V212H99ZM12 212V211H11ZM15 212V211H14ZM13 212V213H14ZM25 212V211H24ZM135 214H134V213ZM62 213V212H61ZM17 214V213H16ZM24 214V213H23ZM56 214V213H55ZM63 214H64V212H63ZM83 214V213H82ZM104 214V215H105ZM107 214H106V216H107ZM114 214H112V215H114ZM58 215V214H57ZM93 215V214H92ZM137 215V214H136ZM141 215V214H140ZM2 216V215H1ZM8 216V215H7ZM61 216V215H60ZM63 216H65V215H63ZM70 216H72V215H70ZM85 216H86V214H85ZM85 216H83V220H84V217ZM101 216V215H100ZM103 216V215H102ZM115 216V215H114ZM3 217V216H2ZM20 217V216H19ZM56 217V216H55ZM87 218H89L90 216H86ZM93 217H94V215H93ZM118 217V216H117ZM136 217V216H135ZM134 217V218H135ZM137 217H139V215L137 216ZM4 218V217H3ZM6 218V217H5ZM61 218V217H60ZM62 218H64V217H62ZM107 218H109V217H107ZM107 218L105 219V220H107ZM123 218V217H122ZM19 219V218H18ZM58 219V218H57ZM86 219V218H85ZM93 219V218H92ZM95 219V218H94ZM110 219V218H109ZM112 219V218H111ZM117 219V218H116ZM129 219V218H128ZM253 219V218H252ZM258 220H257V223H258V228L257 229H255L256 231H257V235H256V237H254L255 238V240H254V243H255V247H256V251L257 252H259V254L260 253H262L263 255H264V214L263 215H259L258 216V218H257ZM62 220V219H61ZM78 220H80V219H78ZM119 220L120 219H118V222H119ZM124 220V219H123ZM76 221V220H75ZM96 221V220H95ZM98 221H99V219H98ZM107 221H109L110 223H111V220H107ZM120 221H122V220H120ZM125 221H128V220H125ZM130 221H132V220H130ZM51 222V229H49L50 231H51V236L53 235L54 236V238L56 237V238H58V240L59 239H61V240H63V238H67V236H68V233L71 231H73V229L72 228H70L69 226H67L66 227V225L63 223H61V221L60 220H58V221H56V220H52V221H50ZM63 222V221H62ZM67 222V221H66ZM65 222V223H66ZM72 222V221H71ZM101 222V221H100ZM104 222V221H103ZM114 222H116V220L114 221ZM113 222V223H114ZM134 222V221H133ZM137 222V221H136ZM20 223V224H21ZM23 223V224H24ZM42 223V224H41ZM90 223V222H89ZM93 223L94 222H92L91 224L93 225ZM98 223V222H97ZM127 222H119L118 223V225L119 226H116V227H120L121 226V228H122V225H125ZM6 224V223H5ZM19 224V226L22 228L23 226L22 225H20ZM25 224H24V226H25ZM84 224V223H83ZM90 224V225H91ZM101 224V223H100ZM116 224V223H115ZM68 225V224H67ZM69 225H71V223L69 224ZM81 225V224H80ZM89 225V226H90ZM111 225H112V223H111ZM110 225V226H111ZM117 225V224H116ZM132 225V224H131ZM245 225H246V223H245ZM40 226V227H39ZM47 226H48V224H47ZM113 226V225H112ZM129 226V225H128ZM252 226V225H251ZM20 227H19V229H20ZM25 227H27V226H25ZM44 227V226H43ZM43 227H41V228H43ZM72 227V226H71ZM82 227H84V226H82ZM99 227H100V225H99ZM98 227V228H99ZM256 227V226H255ZM9 228V227H8ZM8 228L5 226V225H3V223H1L0 222V241L2 240L5 244H6V247H11V246H13V247H15L16 245L15 244H23L22 242H24L23 240H25V237H24V233L23 232H21L20 230H17L15 233H12V230H11V232L8 230ZM73 228H75V227H73ZM86 228H87V226H86ZM114 228V227H113ZM14 229V228H13ZM24 229V228H23ZM23 229H22V231H23ZM94 229V228H93ZM115 229V228H114ZM119 230H121L120 228H118ZM15 230V229H14ZM24 230H26V228L24 229ZM48 230V231H49ZM91 230V229H90ZM123 230V229H122ZM250 230V229H249ZM253 230V229H252ZM30 232H32V231H30ZM43 232H47V231H44L43 230ZM74 232V231H73ZM79 232V231H78ZM116 232H120V231H116ZM122 232V231H121ZM22 233H23V238L21 237L22 236ZM27 233V232H26ZM37 233V232H36ZM39 233H41V232H39ZM48 233V232H47ZM75 233V232H74ZM74 233H73V235H74ZM29 234V233H28ZM28 234H26V235H28ZM49 234V233H48ZM81 234V233H80ZM123 234V233H122ZM228 234H231V233H228ZM234 234H236V233H234ZM256 234V233H255ZM25 235V236H26ZM70 235V234H69ZM77 235V234H76ZM233 235V234H232ZM30 236V235H29ZM32 236V235H31ZM42 236V235H41ZM50 236V235H49ZM33 237H35L34 235H33ZM37 237V236H36ZM72 237V236H71ZM74 237V236H73ZM72 237V238H73ZM76 237V236H75ZM74 237V238H75ZM79 237V236H78ZM81 237V236H80ZM230 237H231V235H230ZM30 238V237H29ZM28 238V239H29ZM53 238V239H54ZM77 238V237H76ZM82 238V237H81ZM69 239V238H68ZM79 239V241H80V238H78ZM83 239V238H82ZM81 239V240H82ZM234 239V238H233ZM27 240V239H26ZM0 242L2 245H3V242ZM30 241V240H29ZM68 241V240H67ZM66 241V242H67ZM196 242H194V241H191V243L190 244H188L185 248H182V249H180V250H178L175 254H174V256H173V258H172V260H171V262H170V264H198L199 263V260H200V253H199V250H198V248L196 247V245H194L195 243L197 244V240H195ZM21 242V243H20ZM81 242V241H80ZM194 242V243H193ZM29 243V242H28ZM56 243V242H55ZM59 243V242H58ZM57 243V244H58ZM63 243H65V241H63ZM180 243V242H179ZM4 244V245H5ZM17 244V245H18ZM15 245V246H14ZM59 245V244H58ZM62 245V244H61ZM60 245V246H61ZM198 245V244H197ZM19 246V245H18ZM29 246V245H28ZM17 247V246H16ZM20 248V247H19ZM26 248V247H25ZM141 248H142V246H141ZM23 250V249H22ZM126 254H127V252H126ZM13 255V254H12ZM18 255V254H17ZM31 255V254H30ZM33 255V254H32ZM140 255V254H139ZM1 256V255H0ZM7 256V255H6ZM8 256H11V255H8ZM7 256V257H8ZM28 256H29V254H28ZM23 257V256H22ZM33 257V256H32ZM2 258V257H1ZM4 258V257H3ZM6 258V257H5ZM4 258V259H5ZM11 258V257H10ZM9 258V259H10ZM28 258V257H27ZM27 258H25L24 259V257H23V259H24V261H26L27 260ZM8 259V258H7ZM31 259V258H30ZM20 261H21V259H19ZM32 260V259H31ZM34 260V259H33ZM32 260V261H33ZM23 261V262H24ZM32 261L30 262V263H32ZM22 261H21V263H23ZM29 262V261H28ZM27 262V263H28ZM35 262V261H34ZM24 264V263H23Z\"/></svg>",
  "mask_w": 264,
  "mask_h": 264
}]
</instances>
